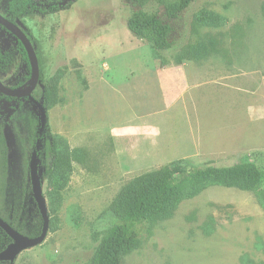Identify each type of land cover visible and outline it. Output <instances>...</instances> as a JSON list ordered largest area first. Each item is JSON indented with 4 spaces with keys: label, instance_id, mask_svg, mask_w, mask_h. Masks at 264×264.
<instances>
[{
    "label": "rangeland",
    "instance_id": "obj_1",
    "mask_svg": "<svg viewBox=\"0 0 264 264\" xmlns=\"http://www.w3.org/2000/svg\"><path fill=\"white\" fill-rule=\"evenodd\" d=\"M10 1L0 0L4 16ZM136 8L133 0H77L68 9L23 17L38 60L37 85L60 76L47 122L74 157L58 209L48 210L43 242L0 264H83L114 223L108 209L122 186L173 160L248 161L264 170V0L194 2L183 12L181 43L196 40L189 24L202 9L222 16L219 25L199 27L219 42L206 57L180 63L177 48L153 52L128 30ZM19 41L0 26V81L24 90L31 79ZM31 113L38 110L28 100L0 101L7 146L6 162L0 155V206L16 209L32 237L42 225L29 187ZM38 169L47 203L51 185ZM263 189L264 177L183 198L166 218L140 226L122 264H264V206L257 200Z\"/></svg>",
    "mask_w": 264,
    "mask_h": 264
},
{
    "label": "trees",
    "instance_id": "obj_2",
    "mask_svg": "<svg viewBox=\"0 0 264 264\" xmlns=\"http://www.w3.org/2000/svg\"><path fill=\"white\" fill-rule=\"evenodd\" d=\"M25 1H10L7 17L12 22L17 19L23 22V17L27 15H44L68 9L77 0H68L64 4L49 6H28ZM196 1L207 0H133L137 8L133 9L128 17L126 27L135 37L147 42L153 52L177 48L178 63L185 59L204 58L217 49L219 41L210 34H199V27L219 25L222 22V16L202 9L189 24V30L195 33L196 40L191 43H181L187 32L182 18L183 12ZM0 26L6 28L2 24ZM22 27L31 41L30 31L25 25ZM19 44L28 70L27 80L29 81L32 77L29 56L21 41ZM59 78V75H54L47 82L36 85L31 97L8 96L0 90V101L25 99L36 109L37 106H41L45 111V124L41 125L40 113L37 109V114L31 113L27 130L31 149H35L38 165L43 167L42 176L51 185V191L47 196L50 214L57 211L62 200L59 193L71 173V161L74 157V153L69 152L66 140L54 135L47 122V111L57 101ZM10 88L16 89L15 87ZM4 124L5 122L0 119V126ZM0 155L6 162L7 146L2 135H0ZM263 177L264 170L253 162L242 161L230 165H195L185 158L176 159L156 169L142 172L124 184L112 200L108 211L114 223L106 228L91 257L83 264H122L123 256L137 244L140 226L146 222L166 218L183 198L193 197L207 186H243L259 181ZM29 187H31L30 181ZM257 200L264 206V189L257 194ZM35 209L37 224L42 225L37 206ZM0 217L17 231L27 233L23 221L18 219L16 209L9 210L0 206ZM0 233V243L5 247L11 238L1 228Z\"/></svg>",
    "mask_w": 264,
    "mask_h": 264
},
{
    "label": "water",
    "instance_id": "obj_3",
    "mask_svg": "<svg viewBox=\"0 0 264 264\" xmlns=\"http://www.w3.org/2000/svg\"><path fill=\"white\" fill-rule=\"evenodd\" d=\"M0 24L9 27L16 32L19 39L26 46L25 49H27L26 51H28V56L30 57V62L32 64V77L26 89L24 90L11 89L0 81V90L8 96L31 97V92L34 90L38 82L39 66H38V60L34 47L29 37L23 31L22 26L24 25V23L19 19H17L15 22H12L7 16H4L3 14L0 13ZM37 109L39 110L40 113L41 125H44L46 121L45 111L41 106H37ZM28 167H29V178H30L32 196L36 203L40 216L42 218V227L38 235L31 237L17 231L15 228L9 225V223H7L5 220H3L0 217V228L12 240L4 249L0 251V260H6L11 263L14 261L15 257L21 251L42 243L43 240L45 239L49 226L48 208H47L45 196L43 194L42 182L40 179L39 169H38V158L35 149L31 151Z\"/></svg>",
    "mask_w": 264,
    "mask_h": 264
},
{
    "label": "flooded vegetation",
    "instance_id": "obj_4",
    "mask_svg": "<svg viewBox=\"0 0 264 264\" xmlns=\"http://www.w3.org/2000/svg\"><path fill=\"white\" fill-rule=\"evenodd\" d=\"M3 84H4V83H3ZM6 86H7V85H6ZM8 87H9V86H8ZM9 88H10V87H9ZM11 89H12V88H11ZM15 90H17V89H15ZM31 93H32V92H31ZM24 97H25V96H24ZM29 159H30V158H29ZM28 164H29V163H28ZM30 185H31V184H30ZM11 241H12V240H11ZM11 241H10V242H11ZM10 242H9V243H10ZM9 243H8V244H9ZM8 244H6V246H7ZM6 246H5V247H6ZM5 247H4V248H5ZM4 248H3V249H4ZM0 251H1V250H0ZM1 261H4V260H1ZM8 262H9V261H8ZM10 263H11V262H10Z\"/></svg>",
    "mask_w": 264,
    "mask_h": 264
}]
</instances>
